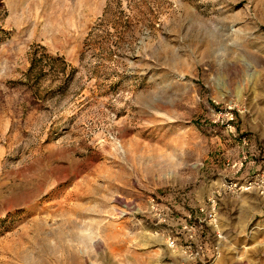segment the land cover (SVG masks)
<instances>
[{"label": "rangeland", "instance_id": "374dc122", "mask_svg": "<svg viewBox=\"0 0 264 264\" xmlns=\"http://www.w3.org/2000/svg\"><path fill=\"white\" fill-rule=\"evenodd\" d=\"M261 186L264 0H0V264H264Z\"/></svg>", "mask_w": 264, "mask_h": 264}, {"label": "built area", "instance_id": "2783aa9c", "mask_svg": "<svg viewBox=\"0 0 264 264\" xmlns=\"http://www.w3.org/2000/svg\"><path fill=\"white\" fill-rule=\"evenodd\" d=\"M232 117L229 116L228 120H231ZM226 127L230 128L229 125ZM237 190L248 189L250 183L243 182L242 184L229 183L228 188ZM262 189H264L261 186ZM215 210H216V199L214 196L207 198V216L209 221L213 222L215 220ZM201 211V209H200ZM180 230L183 232L184 237L182 242L177 239L175 236L167 235L165 237V243L169 248H177L183 258L193 264H205L210 260L214 259V256L217 254L216 251L213 254L206 253L205 247L201 242L195 240V226L191 221V214L186 215V221L180 226ZM219 237V235H217Z\"/></svg>", "mask_w": 264, "mask_h": 264}, {"label": "trees", "instance_id": "16d2710c", "mask_svg": "<svg viewBox=\"0 0 264 264\" xmlns=\"http://www.w3.org/2000/svg\"><path fill=\"white\" fill-rule=\"evenodd\" d=\"M35 68V63L33 61V59L30 60V65L27 68L26 72H25V78L28 81L31 78V73L33 72V69Z\"/></svg>", "mask_w": 264, "mask_h": 264}]
</instances>
